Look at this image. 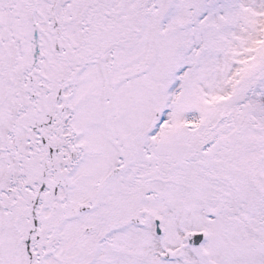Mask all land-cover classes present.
I'll use <instances>...</instances> for the list:
<instances>
[{
  "label": "snow or ice",
  "instance_id": "6c2138e0",
  "mask_svg": "<svg viewBox=\"0 0 264 264\" xmlns=\"http://www.w3.org/2000/svg\"><path fill=\"white\" fill-rule=\"evenodd\" d=\"M0 264H264V0H0Z\"/></svg>",
  "mask_w": 264,
  "mask_h": 264
}]
</instances>
